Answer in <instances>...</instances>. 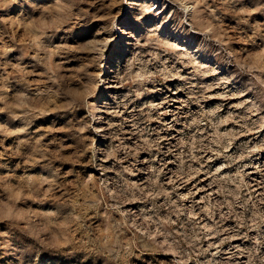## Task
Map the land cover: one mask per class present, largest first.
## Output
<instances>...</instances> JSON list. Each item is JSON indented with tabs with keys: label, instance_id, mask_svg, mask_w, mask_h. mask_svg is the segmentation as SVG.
Listing matches in <instances>:
<instances>
[{
	"label": "rangeland",
	"instance_id": "1",
	"mask_svg": "<svg viewBox=\"0 0 264 264\" xmlns=\"http://www.w3.org/2000/svg\"><path fill=\"white\" fill-rule=\"evenodd\" d=\"M0 264H264V0H0Z\"/></svg>",
	"mask_w": 264,
	"mask_h": 264
}]
</instances>
